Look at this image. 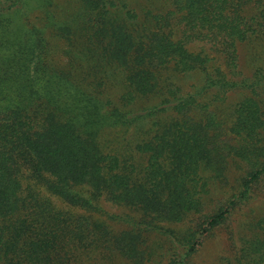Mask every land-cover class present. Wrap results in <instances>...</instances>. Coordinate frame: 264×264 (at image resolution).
Here are the masks:
<instances>
[{
  "label": "trees",
  "instance_id": "trees-1",
  "mask_svg": "<svg viewBox=\"0 0 264 264\" xmlns=\"http://www.w3.org/2000/svg\"><path fill=\"white\" fill-rule=\"evenodd\" d=\"M69 1L0 0V264H83L98 249L190 264L264 183V68L241 81L223 69L238 43L264 34L254 26L264 0H174L176 11L136 23L131 11L112 15L115 0ZM176 30L218 56L190 50ZM188 73L198 83L183 93ZM230 159L246 169L206 212ZM104 200L133 213L109 214ZM235 256L264 264V217Z\"/></svg>",
  "mask_w": 264,
  "mask_h": 264
},
{
  "label": "rangeland",
  "instance_id": "rangeland-1",
  "mask_svg": "<svg viewBox=\"0 0 264 264\" xmlns=\"http://www.w3.org/2000/svg\"><path fill=\"white\" fill-rule=\"evenodd\" d=\"M61 4H67L69 0H55ZM117 5L112 7L111 10L114 11L112 15L118 14V16H125L126 12L131 11V13L137 14L138 18L131 19L132 22L143 21L149 12L157 13L162 10H167L168 8H173L174 0H115ZM70 2V1H69ZM179 4V2L177 3ZM177 6V5H176ZM263 6L253 5L248 12L252 14H258L259 11H262ZM74 11V7L70 9ZM177 10L176 8L174 9ZM81 14L84 12L80 11ZM37 12L34 13L36 15ZM77 15V14H76ZM87 16V15H86ZM69 18V17H68ZM133 23V24H135ZM263 19H259L254 22L255 27H261L263 24ZM183 28V27H182ZM187 35H191L187 34ZM176 37L182 38L187 42V47L192 51L205 50L211 56L217 57V53L211 48V44L207 43L205 40H198L190 38V36L184 37L180 30H176ZM219 59V57H218ZM259 68H264V34L255 35L251 39L238 43V57L236 60L235 66L231 67L228 63L223 64V69L227 72H230V77H233L236 80H252L255 78V72ZM198 83L194 74L188 73L186 75H181L180 85L184 88V92L191 91L193 85ZM176 85L173 86V88ZM260 91V89H259ZM245 93L249 91L245 90ZM181 93V94H183ZM180 94V93H179ZM171 95V94H170ZM241 96L240 91L229 93L227 102H235ZM172 97V96H171ZM162 98L160 96L145 98L138 100L137 109H142L143 107L157 103ZM107 135H110L109 132ZM132 131L127 135H120L119 137V146H122L121 143L130 142L132 137ZM113 140L112 145H117L114 134L110 136ZM138 158V157H137ZM246 165L242 161L229 160V168L225 171L226 177L222 178L216 187H212L210 193L207 195L206 199V212H211L215 206L222 204L226 199L231 195L234 185L236 184V178L244 173ZM53 201L57 206L63 207V209L68 208L61 200L56 197H52ZM103 206L107 213L109 214H124V213H133L128 208L118 206L110 201L104 200ZM102 220L110 222L108 215L98 216ZM198 217V215H197ZM264 217V183H260L256 187V192L253 197L243 205L238 206L233 210L231 216L229 217L226 224L215 228L207 236L204 237L202 245L199 247V250L192 257L190 264H236V256L240 250L245 247V242L247 239H250L254 236L255 224ZM111 223V222H110ZM113 225H118L111 223ZM119 228H128L126 226H119ZM129 229V228H128ZM149 236V235H148ZM150 242L152 243L155 240L156 234H151ZM112 256V255H111ZM109 256L105 254L102 249L93 251V253H88L84 257L83 264H132L125 258L121 256ZM139 259V258H138ZM153 261V262H152ZM147 262L145 264H164L166 259L162 262H159L157 259ZM157 261V262H156Z\"/></svg>",
  "mask_w": 264,
  "mask_h": 264
}]
</instances>
